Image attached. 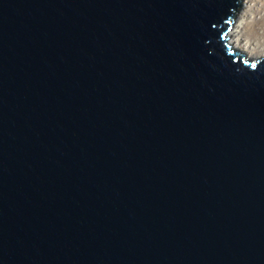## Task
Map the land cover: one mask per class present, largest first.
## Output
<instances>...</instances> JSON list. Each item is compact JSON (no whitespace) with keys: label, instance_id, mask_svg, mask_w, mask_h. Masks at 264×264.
<instances>
[{"label":"water","instance_id":"95a60500","mask_svg":"<svg viewBox=\"0 0 264 264\" xmlns=\"http://www.w3.org/2000/svg\"><path fill=\"white\" fill-rule=\"evenodd\" d=\"M242 4L0 0V264H264Z\"/></svg>","mask_w":264,"mask_h":264},{"label":"rangeland","instance_id":"374dc122","mask_svg":"<svg viewBox=\"0 0 264 264\" xmlns=\"http://www.w3.org/2000/svg\"><path fill=\"white\" fill-rule=\"evenodd\" d=\"M241 19V21H240ZM243 22L241 27L231 32L230 42L233 46L241 49L242 54L258 58L264 55V0H243L242 8L232 26Z\"/></svg>","mask_w":264,"mask_h":264},{"label":"bare ground","instance_id":"6f19581e","mask_svg":"<svg viewBox=\"0 0 264 264\" xmlns=\"http://www.w3.org/2000/svg\"><path fill=\"white\" fill-rule=\"evenodd\" d=\"M240 21H241V19H240ZM242 24H243V22H240L239 25H236V26L234 27V29H231L230 31H231L232 33L235 32L234 34H237L238 31H235V30H236V29L238 30V29L241 27ZM228 37H229V39L232 38V35H231L230 32L228 33ZM246 56H247V57H250V55H248V54H246Z\"/></svg>","mask_w":264,"mask_h":264}]
</instances>
